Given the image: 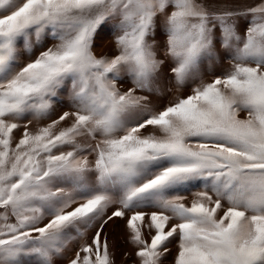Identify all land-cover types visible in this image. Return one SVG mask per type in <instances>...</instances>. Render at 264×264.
Here are the masks:
<instances>
[{"label":"snow or ice","instance_id":"6c2138e0","mask_svg":"<svg viewBox=\"0 0 264 264\" xmlns=\"http://www.w3.org/2000/svg\"><path fill=\"white\" fill-rule=\"evenodd\" d=\"M121 222L136 264H264V0H0V264H115Z\"/></svg>","mask_w":264,"mask_h":264},{"label":"rangeland","instance_id":"374dc122","mask_svg":"<svg viewBox=\"0 0 264 264\" xmlns=\"http://www.w3.org/2000/svg\"><path fill=\"white\" fill-rule=\"evenodd\" d=\"M239 6H241V4ZM247 26L248 25L246 23L240 24L239 31H240L241 35H243ZM52 43H53L52 40H47L45 43V47L50 46ZM113 47H114L113 37L111 35H108L102 41H100L98 43V47H97L96 51L98 54L99 53H109L112 51ZM41 50H43V49L36 48L34 53H33V56L37 55L39 53V51H41ZM28 58L29 57L26 54L21 56L22 61H26ZM228 68H230V62L228 60H225L223 62V69H217V71L226 70ZM203 79L205 81H208L211 79V75L209 73L205 72L203 75ZM197 82L199 83V81H197ZM125 86H131L130 82ZM171 87L172 86L169 85V88H171ZM175 92H176V90L172 89V91L168 92V94L166 96H164L162 100H158L156 102L157 103H167L170 99L174 98ZM63 110H67V108L61 109V111H63ZM241 115H244V114L242 113ZM53 118H55V117H53ZM17 135H19V134H17ZM105 231L110 234V239L113 240L115 245H116V247H115V264H136L135 258L131 257L132 246L128 245L125 242V233L123 230L122 222L118 225H115V226H113V225L107 226ZM92 234H93V232L89 231L88 237H90ZM78 245H79V242H75V243L71 244L69 246V248L66 249L64 252L65 258H62L60 256H53L52 257L53 264H67L66 257H70L73 254V252L75 251V249L78 247ZM169 248L172 250V254H174L175 253V242L170 244ZM165 264H171V255L168 257V260L165 261Z\"/></svg>","mask_w":264,"mask_h":264},{"label":"crops","instance_id":"0c3cea01","mask_svg":"<svg viewBox=\"0 0 264 264\" xmlns=\"http://www.w3.org/2000/svg\"><path fill=\"white\" fill-rule=\"evenodd\" d=\"M210 2L221 5H228L231 7H243L252 3H258L259 0H210ZM240 4L241 6H239Z\"/></svg>","mask_w":264,"mask_h":264}]
</instances>
